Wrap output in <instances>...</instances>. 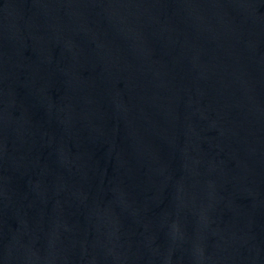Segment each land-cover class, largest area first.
<instances>
[{"label": "water", "instance_id": "1", "mask_svg": "<svg viewBox=\"0 0 264 264\" xmlns=\"http://www.w3.org/2000/svg\"><path fill=\"white\" fill-rule=\"evenodd\" d=\"M0 264H264V0H0Z\"/></svg>", "mask_w": 264, "mask_h": 264}]
</instances>
